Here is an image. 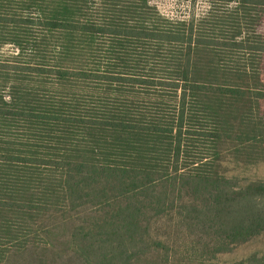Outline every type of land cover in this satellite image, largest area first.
<instances>
[{"label":"trees","instance_id":"1","mask_svg":"<svg viewBox=\"0 0 264 264\" xmlns=\"http://www.w3.org/2000/svg\"><path fill=\"white\" fill-rule=\"evenodd\" d=\"M190 1L0 0V264H208L264 232V181L221 170L264 161V0Z\"/></svg>","mask_w":264,"mask_h":264},{"label":"rangeland","instance_id":"2","mask_svg":"<svg viewBox=\"0 0 264 264\" xmlns=\"http://www.w3.org/2000/svg\"><path fill=\"white\" fill-rule=\"evenodd\" d=\"M158 9L169 16H180L189 13V7L191 5L190 0H152ZM198 4V3H197ZM221 170L228 176H234L240 180H262L264 181V161H247L243 156L234 154V151L229 146L224 147L223 150V162ZM57 224L53 225V229L61 238H66L70 231L71 223L61 224L59 221H55ZM161 224L158 223L155 226V231L158 234L166 233ZM60 249V246H56ZM31 250L26 253H13L6 264H74V261L69 257H50L45 262L37 260V255L34 254L37 251ZM263 254L264 253V232L245 244L236 246L231 252L221 254L217 261L210 262L208 264L217 263H230L239 261L252 254Z\"/></svg>","mask_w":264,"mask_h":264}]
</instances>
